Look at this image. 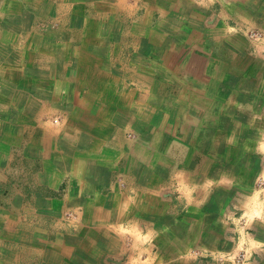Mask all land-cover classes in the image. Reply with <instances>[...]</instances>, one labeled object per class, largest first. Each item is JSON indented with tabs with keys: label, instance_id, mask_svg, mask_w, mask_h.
Here are the masks:
<instances>
[{
	"label": "crops",
	"instance_id": "crops-1",
	"mask_svg": "<svg viewBox=\"0 0 264 264\" xmlns=\"http://www.w3.org/2000/svg\"><path fill=\"white\" fill-rule=\"evenodd\" d=\"M0 264H264V0H0Z\"/></svg>",
	"mask_w": 264,
	"mask_h": 264
},
{
	"label": "rangeland",
	"instance_id": "rangeland-1",
	"mask_svg": "<svg viewBox=\"0 0 264 264\" xmlns=\"http://www.w3.org/2000/svg\"><path fill=\"white\" fill-rule=\"evenodd\" d=\"M128 135H131V133H129ZM133 135V134H132ZM133 136H135V135H133ZM157 144V143H156ZM157 151H159V150H157Z\"/></svg>",
	"mask_w": 264,
	"mask_h": 264
}]
</instances>
